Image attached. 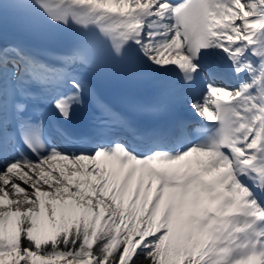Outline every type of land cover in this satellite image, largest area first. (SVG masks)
<instances>
[{
  "label": "snow or ice",
  "instance_id": "snow-or-ice-1",
  "mask_svg": "<svg viewBox=\"0 0 264 264\" xmlns=\"http://www.w3.org/2000/svg\"><path fill=\"white\" fill-rule=\"evenodd\" d=\"M8 20L32 43H0V264H264V0H0ZM99 75L199 120L101 104L50 138L29 104L70 122Z\"/></svg>",
  "mask_w": 264,
  "mask_h": 264
}]
</instances>
